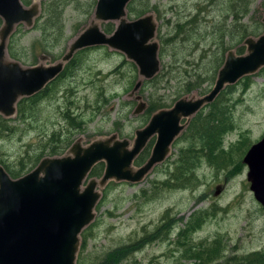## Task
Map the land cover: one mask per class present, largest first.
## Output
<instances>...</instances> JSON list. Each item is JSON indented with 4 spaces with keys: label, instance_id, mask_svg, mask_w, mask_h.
<instances>
[{
    "label": "rangeland",
    "instance_id": "374dc122",
    "mask_svg": "<svg viewBox=\"0 0 264 264\" xmlns=\"http://www.w3.org/2000/svg\"><path fill=\"white\" fill-rule=\"evenodd\" d=\"M146 1L149 8L145 14H153L155 17L157 23L155 40L161 48L160 36L170 33L179 19L185 21L188 17H192L191 13L196 9L195 3L201 0H185L188 3L181 4L178 10L171 7L175 0ZM191 1L194 2L191 3ZM33 2L36 3L37 0H32L30 5ZM206 6L210 13L209 17L215 14L217 19L220 13L218 7L211 5L210 2ZM94 10L90 16H83L82 13L77 16L78 13L74 11L68 13V17L73 15L75 19L67 23L66 41L52 51L55 56H58L53 62L50 61L53 60L52 55L46 62L37 61L41 58V54H44L39 44L41 33L28 28L25 24H19L15 29L13 42L16 52L21 57L27 58L25 63L28 65L24 66L29 67L42 62L50 65L59 61L67 52L70 43L89 26ZM127 18L137 19L135 15L128 16V10ZM263 19L264 0H252L245 22L253 30L258 27L259 30L256 32L257 35L250 37L257 38L264 33ZM231 20L230 18L228 23ZM220 22L223 25L226 24L224 21ZM107 24L116 26L114 22L101 23L103 31ZM197 24L204 27L201 22ZM174 33L172 30L169 36ZM176 42L179 43V39ZM191 44L182 46L179 43L176 48L183 56H188ZM209 45L206 43L202 46L208 48ZM236 49L231 50L236 52ZM200 51L188 57L187 62L179 53L174 56L170 49L164 57L159 54L160 71L163 66L173 70L171 82L164 80L161 86L158 85L155 89L149 85H141L136 91H134L136 84L145 80L139 76L138 68L133 62L127 60L122 53L107 47L106 50L91 52L90 57L86 58L83 71L76 78H71L65 86L63 85L60 92V97L68 94L75 99V110L86 122V126L73 135V143L81 140L82 145L87 146L94 140L117 134L120 139H127L133 145L136 131L146 126V123L142 124L143 112L135 114L139 104L137 97L146 104L144 111L152 106V100H154L157 105L150 111L154 114L159 110L172 107L176 100L181 98L201 97L207 94L215 83L205 84L203 88L191 94L179 93L185 89L186 76L194 70L200 73L205 68L208 70L211 65L209 62L215 57L211 49H207L202 68H197L196 63L202 55ZM109 52L114 54L109 56ZM123 60L133 63L137 68L135 84L128 91L134 74L129 73L125 76L114 72ZM176 60L177 63H175ZM251 82L252 85L246 92L238 87L239 84L234 86L236 89L233 92H229V89L224 91L226 100L231 99L230 103L234 105L232 116L234 129L224 140L226 150L235 145L232 151L233 164L217 166L202 157L200 154L203 147L202 141L191 136L188 130L195 118L193 116L174 142L166 160L156 165L143 181L140 183L112 181L105 189H101V199L95 209L96 217L89 229L81 236L78 264H80L79 259L82 264H199L192 259L183 258L182 253L187 254L189 247L193 246L191 243L206 244L216 239L219 241L218 247L223 246V250L221 249L223 256L217 264H238L242 260L231 261V259L243 257L250 252H264V207L257 202L250 189V183L247 180L248 167L243 163L250 147L264 136V70L251 76ZM62 101L63 99L60 101L59 98L44 101L39 107L38 121L32 124L35 126L33 130H30L29 125L12 123L14 127L19 126V129L17 128L16 133H12L11 137L0 140V151L8 154L10 166L17 164V161L13 162V159L18 160L24 155L29 145L34 150L42 149L39 143L43 136L46 134L49 136L58 130L65 131V128L69 126L59 112L60 104L64 105ZM208 111L209 109H205L203 114L206 115ZM12 118L15 119L16 116ZM26 127L28 131L23 133L21 128ZM151 140V147H153L156 138ZM248 144L250 146L246 150L245 147ZM188 147L192 151L196 150L195 154L192 152V155H200L194 171L195 179L184 189H164L162 182L169 179L170 173L174 171L175 163L183 154L182 150ZM237 162L239 163L234 166ZM136 167L140 166L135 165ZM218 187L222 190H219L220 194L216 195ZM204 210H209L211 217H207V222L204 224L202 222L200 229L195 233L190 229L187 232L188 236L185 237L181 230L186 228L195 213ZM181 234L182 237H180ZM127 247H130L129 253L125 251ZM116 250H121L122 255L117 256ZM110 256H114L113 260Z\"/></svg>",
    "mask_w": 264,
    "mask_h": 264
},
{
    "label": "water",
    "instance_id": "95a60500",
    "mask_svg": "<svg viewBox=\"0 0 264 264\" xmlns=\"http://www.w3.org/2000/svg\"><path fill=\"white\" fill-rule=\"evenodd\" d=\"M40 0L25 6L21 0H0V114L16 116L18 102L41 92L83 49L107 47L122 53L138 68L139 76L150 80L160 71L155 40L157 23L153 14L127 18L131 0H97L93 19L69 45L57 62L24 66L8 56L9 37L19 24L32 28L41 12ZM264 21V19H263ZM114 22L112 33L101 23ZM246 54H226L213 88L201 97H184L168 109L154 113L148 124L136 131L132 147L117 134L84 146L76 141L62 156L46 157L28 174L13 179L0 165V264H77L81 233L95 219L101 199L99 189L109 182L140 183L164 162L190 119L213 103L221 92L244 77L264 68V33L244 41ZM136 84L134 91L142 85ZM139 104L135 114L146 109ZM156 138L148 161L135 168V160L152 138ZM105 164L100 179L89 178L92 169ZM247 180L257 202L264 207V136L246 153ZM217 188L216 195L220 194Z\"/></svg>",
    "mask_w": 264,
    "mask_h": 264
},
{
    "label": "trees",
    "instance_id": "16d2710c",
    "mask_svg": "<svg viewBox=\"0 0 264 264\" xmlns=\"http://www.w3.org/2000/svg\"><path fill=\"white\" fill-rule=\"evenodd\" d=\"M21 1L25 6H29L32 2V0ZM40 2L41 12L35 19L34 26L32 27L34 30H38L41 33L39 44L44 53L41 54V58H38L37 61L46 62L49 56L52 55L53 60L50 61L53 62L58 56H55L52 51L66 41L67 23L75 19L73 15L68 17V13L74 11V13H78L77 16L82 14L83 16H90L95 9L96 0H42ZM193 2L194 1H191V3ZM209 2L211 5H216L220 11L217 19L215 14H211V17H209L210 13L207 11L208 6H206ZM178 3L180 4L177 5ZM187 3L188 2L185 0H175V3H172L171 7L174 10H178L181 4L186 5ZM251 4L252 0H217V2L215 0H201L195 3L194 7H196V9L191 13L192 17H188L185 21L179 19L173 25L172 30L175 32L173 35L169 36L172 33L171 30V32L165 36H160L162 47L159 49V54L161 57H164L165 53H167L170 49L174 56L176 53H179L181 58L187 62L188 57L195 55L198 51H200L202 45L205 46L206 43H209L210 45L208 48H204L202 46L200 51L202 55L196 63L197 68L201 69V65L205 59V51L207 49H211L212 53L215 54L213 60L209 62V65H211L208 70L205 68L202 73L194 70L186 76L187 80L185 83V89L184 91H179V93L184 92L186 94H191L192 92L203 88L205 84L213 85L216 81L218 71L224 64L227 53L226 50L237 48L236 53L238 55H243L245 53L246 48L243 46L244 41L250 36L257 35L258 33L256 32L259 30V27L253 30L250 25L245 22V19L250 12ZM148 8L149 5L146 0H131V2L127 5L128 16L135 15L137 18L142 17ZM194 13L195 15L193 16ZM230 18L232 19L230 21L231 23H228ZM220 21H224L227 25H223ZM198 22H201L204 27H202L201 24H197ZM1 26L2 20L0 19V28ZM114 29L115 25L113 24H107L104 27V31L107 33L113 32ZM14 33L15 31L11 34L7 44L8 56L13 60L22 63V65H28L25 63L27 58L21 57L15 50L16 46L13 42L15 36ZM178 39L182 46L192 43L188 56H183L176 48L179 44L176 42ZM102 50H106V47H93L78 51L66 64L62 73L55 80L49 83L41 92L31 97L23 98L18 102L17 115L15 119L5 118L0 115V140H5L8 136L11 137L12 133H16L17 128L19 129V126L14 127L12 123L24 126L29 125L31 127L30 130L35 129V126L32 124L38 121L40 116L39 107L44 101L50 99L57 100V98H59L60 101L63 99L62 103H64V105L62 106V104H60L61 108L59 109V112H61L63 120L69 124V126L65 128V131L58 130L57 132H52L49 136H47L48 134L43 136L39 143L40 146L43 147L42 149L34 150L33 147L29 145L24 155L20 156L18 160L13 159V162L17 161L16 165L10 166V157L7 153L0 151V165L4 167L12 178L17 179L25 174H28L42 159L46 157L64 155L72 146L73 135L78 130H82L83 127L86 126V122L80 114H77V111L75 110V99L70 97L68 94L64 95V97H60V92L62 91L63 85L65 86L70 82L71 78H76L78 74L83 71L86 58L90 57L89 54L91 52H98ZM113 54V52H109L108 55L112 56ZM177 62L178 61L176 60L175 63ZM261 70H264V68ZM172 71L173 70L166 69L165 66H163L162 71H160L152 79L145 80L142 83V86L149 85L151 88L155 89L158 85L161 86L164 80L171 82L173 78L171 76ZM114 72L125 76L129 73H133V80L130 82L127 91L134 86L137 68L133 65V63L123 60ZM237 84H239L238 87H241L243 92H246L252 85L251 76L244 77ZM237 84L227 86L213 103L207 105L203 110L195 115V118L188 127L191 136L197 137L196 139L200 142L202 141L203 147L200 152L202 157L206 158L209 163L217 166H226L227 164L232 165L234 162L232 151L235 145L231 146L230 149L227 150L224 147V140L226 136L234 129L232 119L234 105L230 103L231 99L228 101L226 100L227 96L224 91L229 89V92H233V90L236 89L234 86ZM156 105L155 101L152 100V106L143 112V116L141 117L142 124H147L149 122L153 115L150 111L154 109ZM205 109H209L206 115L203 114ZM21 131L25 133L28 129L27 127L25 129L21 128ZM242 142L243 140L240 144ZM151 146L152 141L137 157L135 165L141 166L148 160L151 154ZM249 146L250 144H248L245 149L247 150ZM192 152L195 154L196 150L192 151L190 147L186 150H182L183 154L180 155L179 160L175 163L176 165H174V171L170 173L169 179L167 178L166 181L162 182L164 189H184L195 179L194 171L198 161L200 160V155L194 156L192 155ZM238 163L239 162H237L234 166ZM104 170L105 164L103 162L97 164L90 172L89 178L100 179L104 174ZM210 214L211 212L209 210L195 213L193 218L187 223L186 228L181 230L183 231V234H185L184 236H188L187 232H189L190 229L192 230L191 232L194 233L199 230L201 223H206L208 219L207 217H211ZM89 227L90 226L82 232L81 236L85 234ZM180 237H182V234ZM179 241L178 244H180ZM191 244L193 246L189 247L190 249L187 250V254L183 255L182 253V257L185 259H192L199 264H217L223 256V254H221L223 246L218 247V239L212 243L203 244V242H201L199 244ZM128 248L130 247H127L125 251L129 253L130 249ZM178 248H180L179 245ZM116 251L117 256L122 255L121 250ZM110 257L111 260H113L114 256ZM124 257H126V255H124ZM232 260H242V262L238 264H264V252H250L243 257L232 258L231 261ZM79 263L82 264L81 259H79Z\"/></svg>",
    "mask_w": 264,
    "mask_h": 264
},
{
    "label": "bare ground",
    "instance_id": "6f19581e",
    "mask_svg": "<svg viewBox=\"0 0 264 264\" xmlns=\"http://www.w3.org/2000/svg\"><path fill=\"white\" fill-rule=\"evenodd\" d=\"M243 44H244V43H243ZM243 46H245V45H243ZM236 54H237V53H236ZM244 54H246V51H245ZM244 54H243V55H244ZM216 99H217V98H216ZM216 99H215V100H216ZM147 124H148V123H147ZM147 124H146V125H147ZM119 138H120V137H119ZM121 140H122V139H121ZM150 142H151V141H150ZM150 142H149V143H150ZM149 143L146 145V147L149 145ZM130 146L132 147L131 143H130ZM146 147L141 151V153L146 149ZM153 147H154V146H153ZM153 147L151 148V152H150V153H152ZM141 153H140V154H141ZM140 154H139V155H140ZM139 155H138V156H139ZM138 156H137V157H138ZM150 156H151V154H150ZM149 158H150V157H149ZM149 158H148V159H149ZM136 159H137V158H136ZM135 161H136V160H135ZM147 161H148V160H147ZM147 161H146V162H147ZM146 162H145V163H146ZM145 163H144V164H145ZM144 164H143V165H144ZM141 166H142V165H141ZM141 166H140V167H141ZM13 179H14V178H13ZM111 182H112V181H111ZM109 184H110V182H109L107 185H109ZM107 185H106V186H107ZM106 186H105L104 188H102V189H105ZM99 191L101 192V189H99ZM101 194H102V192H101Z\"/></svg>",
    "mask_w": 264,
    "mask_h": 264
},
{
    "label": "flooded vegetation",
    "instance_id": "af4514ba",
    "mask_svg": "<svg viewBox=\"0 0 264 264\" xmlns=\"http://www.w3.org/2000/svg\"><path fill=\"white\" fill-rule=\"evenodd\" d=\"M17 27V26H16ZM10 38V37H9ZM152 141V140H151Z\"/></svg>",
    "mask_w": 264,
    "mask_h": 264
}]
</instances>
